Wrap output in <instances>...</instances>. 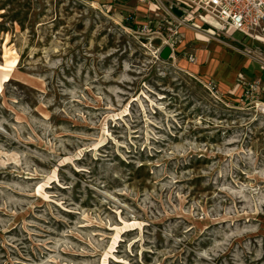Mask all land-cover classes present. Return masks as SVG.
<instances>
[{"label":"rangeland","instance_id":"1","mask_svg":"<svg viewBox=\"0 0 264 264\" xmlns=\"http://www.w3.org/2000/svg\"><path fill=\"white\" fill-rule=\"evenodd\" d=\"M157 13L0 0V264H264V93Z\"/></svg>","mask_w":264,"mask_h":264},{"label":"built area","instance_id":"2","mask_svg":"<svg viewBox=\"0 0 264 264\" xmlns=\"http://www.w3.org/2000/svg\"><path fill=\"white\" fill-rule=\"evenodd\" d=\"M139 3L147 5V13L153 18H148L137 33L140 35L155 34L157 30L150 31L151 27L159 29L162 19L158 18V11H167V21L172 27L168 28L172 37L179 36V28L182 24L191 28H196L203 33H210L211 37L217 34L224 35L230 39L231 33H239L244 40H253L264 44V0H138ZM153 8V9H152ZM176 10L179 17L174 22L171 21V11ZM197 22L198 24H196ZM204 27H206L204 30ZM173 42L169 45L174 51ZM168 46V47H169ZM242 53L256 60L261 70H264V51L258 48L244 47ZM189 61L193 57L189 56ZM238 82L240 87H248L245 96L252 98L253 95L264 93V88H260L257 83H246L244 78L239 75ZM207 90L213 95L221 94L218 92L215 82L210 81L206 85ZM255 106L258 111L264 113V102L256 100Z\"/></svg>","mask_w":264,"mask_h":264},{"label":"crops","instance_id":"3","mask_svg":"<svg viewBox=\"0 0 264 264\" xmlns=\"http://www.w3.org/2000/svg\"><path fill=\"white\" fill-rule=\"evenodd\" d=\"M96 5H106L109 9H122L133 14L147 9V5L139 3L138 0H93ZM133 5V6H131ZM163 18L167 21V11ZM171 21L179 17L176 10L171 11ZM198 24L197 22H195ZM206 27H204V30ZM203 34L204 38H199L197 33ZM179 34L182 35L186 43L194 44L195 50L190 53L193 61L184 62L188 73L196 76H207L208 80L215 82L217 90L222 95H234L239 92L240 85L237 84L238 76L241 75L245 81L257 83L260 88H264V70H261L259 63L242 53V48H258L264 51V44L253 40L234 41L232 38L235 33L229 34L230 39L221 35L211 37L210 33H203L196 28H179ZM218 37L217 40L214 39ZM211 38V42L209 41ZM181 52V51H180ZM260 98L264 99L262 95Z\"/></svg>","mask_w":264,"mask_h":264},{"label":"water","instance_id":"4","mask_svg":"<svg viewBox=\"0 0 264 264\" xmlns=\"http://www.w3.org/2000/svg\"><path fill=\"white\" fill-rule=\"evenodd\" d=\"M171 54H172V51L170 49V47L168 46H165L161 49V51L159 52V58L162 60V61H168L171 59Z\"/></svg>","mask_w":264,"mask_h":264},{"label":"bare ground","instance_id":"5","mask_svg":"<svg viewBox=\"0 0 264 264\" xmlns=\"http://www.w3.org/2000/svg\"><path fill=\"white\" fill-rule=\"evenodd\" d=\"M204 34H205V33H204ZM197 36H198L199 38H204L203 34H200L199 32L197 33Z\"/></svg>","mask_w":264,"mask_h":264}]
</instances>
